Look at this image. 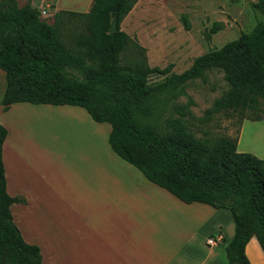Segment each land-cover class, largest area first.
I'll list each match as a JSON object with an SVG mask.
<instances>
[{"label":"trees","instance_id":"16d2710c","mask_svg":"<svg viewBox=\"0 0 264 264\" xmlns=\"http://www.w3.org/2000/svg\"><path fill=\"white\" fill-rule=\"evenodd\" d=\"M136 1L91 0L88 11H57L47 23L28 2L18 6L16 0H0V69L6 82L1 109L18 101L72 104L107 122L109 147L145 179L185 203L227 209L233 234L224 245L226 262L250 264L244 246L252 235L264 253V158L237 152L235 143L243 119L264 118V22L197 55L179 73L150 67L142 59L121 64L131 40L118 24ZM256 6L264 11V0ZM113 17L116 30L109 32ZM64 20L84 27L71 45L63 38ZM182 20L187 29L184 15ZM221 26L213 22L205 38ZM207 69L219 70L227 88L203 115H236L235 136L195 137L180 117L167 116L163 130L144 121L158 111L159 96L182 94L187 81ZM150 75L161 79L150 81ZM5 134L0 124V146ZM19 200L5 192L0 159V264H41L38 247L21 238L11 219L9 205Z\"/></svg>","mask_w":264,"mask_h":264},{"label":"crops","instance_id":"0c3cea01","mask_svg":"<svg viewBox=\"0 0 264 264\" xmlns=\"http://www.w3.org/2000/svg\"><path fill=\"white\" fill-rule=\"evenodd\" d=\"M90 2L31 5L53 18L57 11L86 12ZM25 110L66 115L80 134L40 145L12 120ZM0 124L6 130L0 146L5 192L20 199L9 205L11 219L21 238L38 247L41 264H227L229 211L185 203L145 179L111 150L107 122L78 105L18 101L0 110ZM235 150L264 158V118L241 121ZM244 252L250 264H264L254 235Z\"/></svg>","mask_w":264,"mask_h":264},{"label":"rangeland","instance_id":"374dc122","mask_svg":"<svg viewBox=\"0 0 264 264\" xmlns=\"http://www.w3.org/2000/svg\"><path fill=\"white\" fill-rule=\"evenodd\" d=\"M26 2L38 10L39 18L47 23L52 22L51 15H46L44 7L38 9L31 5V0H16L18 6ZM257 2L258 0H137L118 24L119 29L126 32L131 40L120 55V63L131 64L132 61L142 59L150 67L168 66L169 72L179 73L197 55L219 48L240 33L249 32L255 24L263 23L264 11L259 10ZM41 10L44 12H40ZM183 15L188 24L187 29L184 27ZM215 21L221 23V29L211 33L207 40L204 31ZM62 25L63 38L68 45L84 30L77 21L64 20ZM70 72L77 78L81 77L77 70ZM158 79L161 76L148 77L150 81ZM5 84L4 72L0 69V97ZM226 88L227 84L219 70H204L201 77L187 81L182 94L172 98L159 96L158 111L144 121L163 130L167 116L180 117L195 137H233L238 128L236 115L225 117L221 113H214L208 119L203 115L214 98ZM179 110L185 114L179 116ZM23 112L26 113L12 116V120L40 145L45 139L58 137L61 141H73L80 134L68 122L70 120H67L66 115L36 110Z\"/></svg>","mask_w":264,"mask_h":264},{"label":"water","instance_id":"95a60500","mask_svg":"<svg viewBox=\"0 0 264 264\" xmlns=\"http://www.w3.org/2000/svg\"><path fill=\"white\" fill-rule=\"evenodd\" d=\"M116 10V8H114V11ZM116 30V19L115 17H113L110 22H109V26H108V31L109 32H112Z\"/></svg>","mask_w":264,"mask_h":264},{"label":"built area","instance_id":"2783aa9c","mask_svg":"<svg viewBox=\"0 0 264 264\" xmlns=\"http://www.w3.org/2000/svg\"><path fill=\"white\" fill-rule=\"evenodd\" d=\"M40 12H42V13H43L44 11H43V10H41ZM213 241H214V240H213V238H207V239H206V243H208V244H211V243H213Z\"/></svg>","mask_w":264,"mask_h":264}]
</instances>
